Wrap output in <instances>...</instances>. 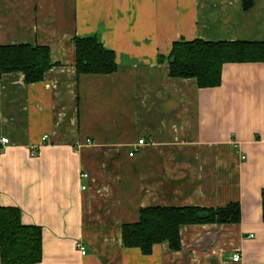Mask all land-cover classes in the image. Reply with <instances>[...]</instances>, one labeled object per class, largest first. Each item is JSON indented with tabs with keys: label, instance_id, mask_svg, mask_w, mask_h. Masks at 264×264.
<instances>
[{
	"label": "crops",
	"instance_id": "crops-1",
	"mask_svg": "<svg viewBox=\"0 0 264 264\" xmlns=\"http://www.w3.org/2000/svg\"><path fill=\"white\" fill-rule=\"evenodd\" d=\"M253 1L0 0V45L48 47L53 65L39 83L0 80V207L43 229L39 264H264V63L226 64L202 89L159 61L175 42H264ZM76 37L118 71L79 76ZM235 203L239 222L183 226L180 251L123 247L142 208Z\"/></svg>",
	"mask_w": 264,
	"mask_h": 264
},
{
	"label": "trees",
	"instance_id": "trees-1",
	"mask_svg": "<svg viewBox=\"0 0 264 264\" xmlns=\"http://www.w3.org/2000/svg\"><path fill=\"white\" fill-rule=\"evenodd\" d=\"M253 0H244L249 9ZM76 69L80 75H111L118 71L117 55L107 50L96 37L74 40ZM170 77L195 79L202 89L222 84L223 67L230 63H264V42H206L194 40L175 42L166 58ZM53 67L48 47L26 43L0 45V80L3 75L21 72L25 83L42 82ZM264 216V190L262 191ZM241 220L238 203L224 208L147 207L140 211V219L122 227L125 248H138L149 256L157 244L167 243L171 250L180 251L181 229L196 224H231ZM1 264H39L43 259V229L22 222L19 208L0 207Z\"/></svg>",
	"mask_w": 264,
	"mask_h": 264
},
{
	"label": "built area",
	"instance_id": "built-area-1",
	"mask_svg": "<svg viewBox=\"0 0 264 264\" xmlns=\"http://www.w3.org/2000/svg\"><path fill=\"white\" fill-rule=\"evenodd\" d=\"M46 136L43 138V140H46ZM87 144H91L90 140H87ZM145 144V139H141L137 146H142ZM10 145V139L8 137H0V151L7 148ZM135 155V152L130 153V156L133 157ZM245 158V157H244ZM83 177L87 178L88 175L84 174ZM77 248L79 249L80 253L82 256L86 255V248L82 245V244H77ZM234 262H239L241 261V256L239 254H235L233 255V259Z\"/></svg>",
	"mask_w": 264,
	"mask_h": 264
},
{
	"label": "bare ground",
	"instance_id": "bare-ground-1",
	"mask_svg": "<svg viewBox=\"0 0 264 264\" xmlns=\"http://www.w3.org/2000/svg\"><path fill=\"white\" fill-rule=\"evenodd\" d=\"M90 141H91V140H90ZM132 152H134V151H132ZM132 152H131V153H132ZM135 153H136V152H135Z\"/></svg>",
	"mask_w": 264,
	"mask_h": 264
}]
</instances>
